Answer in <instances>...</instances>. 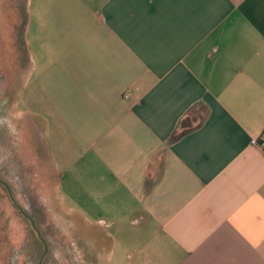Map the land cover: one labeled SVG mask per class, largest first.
<instances>
[{"label":"crops","instance_id":"obj_1","mask_svg":"<svg viewBox=\"0 0 264 264\" xmlns=\"http://www.w3.org/2000/svg\"><path fill=\"white\" fill-rule=\"evenodd\" d=\"M0 5L19 15L2 183L48 200L49 244L86 264H264V0Z\"/></svg>","mask_w":264,"mask_h":264},{"label":"rangeland","instance_id":"obj_2","mask_svg":"<svg viewBox=\"0 0 264 264\" xmlns=\"http://www.w3.org/2000/svg\"><path fill=\"white\" fill-rule=\"evenodd\" d=\"M22 7L21 22L26 17L24 11L25 6L23 5ZM18 20L17 5H0V63L2 61L1 52H3L4 44L13 52L12 54L15 60L17 59L16 47L19 45ZM9 33L10 36H8ZM15 95L17 100V94ZM22 107V105L19 106L16 104V109H21ZM1 130L0 121V264H38L42 252H45L47 248V253L41 264H86L84 260H66L65 249L67 246L48 243V236L50 237L49 240L55 239H52L50 235L51 229L49 223L46 222L43 212L49 209V207L47 208V206L43 205L45 200L48 202L46 198L36 197L33 190L24 191L26 196L20 195V186L15 182L16 185L11 190L13 201L11 200L2 183L3 160ZM16 205L22 208L29 217L34 219V224L40 231L41 237L46 240L47 246L46 244L43 246L29 219L21 214ZM69 219L70 217L62 212L54 214V224L58 226L57 231L60 234V239L63 238L61 235L63 230H67V232L71 231L68 224H71L72 220L69 221ZM6 226L8 227L6 228ZM62 228L64 229L62 230ZM55 231L53 230V232ZM114 264L116 263L114 262Z\"/></svg>","mask_w":264,"mask_h":264},{"label":"water","instance_id":"obj_3","mask_svg":"<svg viewBox=\"0 0 264 264\" xmlns=\"http://www.w3.org/2000/svg\"><path fill=\"white\" fill-rule=\"evenodd\" d=\"M8 192H9V191H8ZM18 209L20 210V212H21L26 218L29 219V221H30L32 227L34 228L35 232L37 233L38 237H40V232H39V230L36 228V226H35V224H34V219L31 218V217H29V216L24 212V210H23L22 208L18 207ZM44 245H45V244H44ZM45 252H46V251H45ZM45 252H44V253H45ZM44 253L42 254V257H43V255H44ZM42 257L40 258V261H39L38 264H40V262H41V260H42Z\"/></svg>","mask_w":264,"mask_h":264},{"label":"built area","instance_id":"obj_4","mask_svg":"<svg viewBox=\"0 0 264 264\" xmlns=\"http://www.w3.org/2000/svg\"><path fill=\"white\" fill-rule=\"evenodd\" d=\"M123 96L125 98H127L129 96V90H127L126 92H124ZM252 144H256L259 145L260 147H264V140L263 141H258L257 139H252L251 140Z\"/></svg>","mask_w":264,"mask_h":264},{"label":"flooded vegetation","instance_id":"obj_5","mask_svg":"<svg viewBox=\"0 0 264 264\" xmlns=\"http://www.w3.org/2000/svg\"><path fill=\"white\" fill-rule=\"evenodd\" d=\"M16 207L18 208L19 206L18 205H16ZM19 210V209H18ZM20 211V210H19ZM22 214V213H21ZM23 215V214H22ZM38 229V228H37ZM40 232V231H39ZM37 234V233H36ZM38 236V235H37ZM41 241H42V243H43V246H45L44 244H46V246H47V243L41 238V236L40 237H38ZM48 249V248H47ZM47 249H46V252L44 253V251L42 252V254L44 253V255H43V257H42V254H41V256H40V258L42 257V260H41V262H40V264L42 263V261H43V258H44V256H45V254L47 253ZM40 258H39V261H40ZM39 261H38V263H39Z\"/></svg>","mask_w":264,"mask_h":264},{"label":"trees","instance_id":"obj_6","mask_svg":"<svg viewBox=\"0 0 264 264\" xmlns=\"http://www.w3.org/2000/svg\"><path fill=\"white\" fill-rule=\"evenodd\" d=\"M10 198H11V200L13 201L12 197H10Z\"/></svg>","mask_w":264,"mask_h":264}]
</instances>
